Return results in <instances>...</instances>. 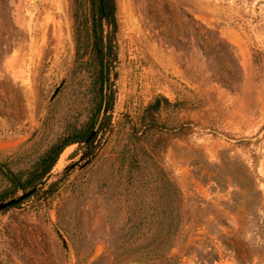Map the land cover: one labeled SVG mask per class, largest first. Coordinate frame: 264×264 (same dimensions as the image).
<instances>
[{
	"label": "rangeland",
	"instance_id": "374dc122",
	"mask_svg": "<svg viewBox=\"0 0 264 264\" xmlns=\"http://www.w3.org/2000/svg\"><path fill=\"white\" fill-rule=\"evenodd\" d=\"M73 2L0 0V162L13 159L12 170L90 116L89 67L73 61ZM114 4L111 109L91 141L62 149L44 182L94 157L0 211V264H151L114 257L112 246L120 225L154 226L170 207L164 180L180 213L173 264H264V0ZM155 97L169 103L161 122L190 129L148 151L130 125ZM138 235L135 245L151 231Z\"/></svg>",
	"mask_w": 264,
	"mask_h": 264
},
{
	"label": "trees",
	"instance_id": "16d2710c",
	"mask_svg": "<svg viewBox=\"0 0 264 264\" xmlns=\"http://www.w3.org/2000/svg\"><path fill=\"white\" fill-rule=\"evenodd\" d=\"M84 6L81 0H74L72 12V40L74 47V66L87 68L91 83L90 92V116L79 128H72L66 135L59 138L43 151L29 166L16 170L10 169L13 159L0 162V175L7 182V187L0 190V199L13 195L17 190L31 188L40 182L49 173L57 162L67 145L82 143L89 134L97 116L103 112V117L95 132L103 126L105 112L111 109L113 103V92L109 87V70L111 59L114 58L112 48V36L115 31L114 0H87ZM107 32L104 33V30ZM114 75V74H112ZM176 103L170 104L175 106ZM168 106L166 98L155 97L142 110L138 118V127L130 126V138L133 142L152 151L159 145L161 140L181 136L190 129V122L165 124L159 120L158 114L162 106ZM94 134V135H95ZM65 147V148H64ZM64 148V149H63ZM63 149V150H62ZM165 183V184H164ZM164 188L168 196L170 207L161 209L157 214L154 226L150 224L141 226V223L126 226L120 225L121 239L118 245L112 246L116 257L131 254L133 262L151 264H173V259L168 256L169 250L174 246L179 235L178 207L171 205L177 202L176 187L170 180H164ZM51 184L45 191L52 190ZM167 219V221H164ZM142 228L151 231L150 238L142 244L135 245L138 232ZM136 239V240H135ZM108 254L110 250L106 251ZM106 253V254H107Z\"/></svg>",
	"mask_w": 264,
	"mask_h": 264
},
{
	"label": "water",
	"instance_id": "95a60500",
	"mask_svg": "<svg viewBox=\"0 0 264 264\" xmlns=\"http://www.w3.org/2000/svg\"><path fill=\"white\" fill-rule=\"evenodd\" d=\"M113 40V37H112ZM63 80H61V82L59 83V85L54 89L52 95L50 96L49 100L52 99V97L56 94V92L59 90L60 86L62 85ZM108 112V111H107ZM105 112V113H107ZM103 117V112H100L97 116L96 122L94 123L92 129L90 130L89 134L86 136V138L83 140V143L87 144L89 141H91L92 137L94 136L99 123L101 121ZM84 157V154H81L78 158V160L72 161L69 164L63 166L55 175H56V179L55 180H51L49 182H44V179H46V177H44L40 182H38L37 184H35L34 186H32L31 188L23 191L20 190L19 194H17L16 196L10 197L8 199H4V200H0V211L6 210L9 207L15 206L17 204H19L23 199H25L26 197L30 196L31 194H33L38 188L40 187H45L48 188L51 184H53L54 182H56L57 179H59L63 173H67L70 169L72 168H82L83 166H85L93 157L94 155L89 156L88 158H86L85 160H83V162L79 163V160L82 159Z\"/></svg>",
	"mask_w": 264,
	"mask_h": 264
},
{
	"label": "bare ground",
	"instance_id": "6f19581e",
	"mask_svg": "<svg viewBox=\"0 0 264 264\" xmlns=\"http://www.w3.org/2000/svg\"><path fill=\"white\" fill-rule=\"evenodd\" d=\"M65 153H66V150H65V152H63V154L61 156H64Z\"/></svg>",
	"mask_w": 264,
	"mask_h": 264
},
{
	"label": "flooded vegetation",
	"instance_id": "af4514ba",
	"mask_svg": "<svg viewBox=\"0 0 264 264\" xmlns=\"http://www.w3.org/2000/svg\"><path fill=\"white\" fill-rule=\"evenodd\" d=\"M93 138V137H92Z\"/></svg>",
	"mask_w": 264,
	"mask_h": 264
}]
</instances>
